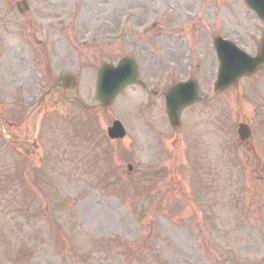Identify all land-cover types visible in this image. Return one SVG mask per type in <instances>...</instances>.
Masks as SVG:
<instances>
[{
    "label": "rangeland",
    "instance_id": "1",
    "mask_svg": "<svg viewBox=\"0 0 264 264\" xmlns=\"http://www.w3.org/2000/svg\"><path fill=\"white\" fill-rule=\"evenodd\" d=\"M28 2L0 0V264H264V68L211 88L215 37L258 51L246 2ZM128 55L150 88L196 79L180 127L140 86L96 106L99 67ZM67 74L80 101L57 86Z\"/></svg>",
    "mask_w": 264,
    "mask_h": 264
},
{
    "label": "water",
    "instance_id": "2",
    "mask_svg": "<svg viewBox=\"0 0 264 264\" xmlns=\"http://www.w3.org/2000/svg\"><path fill=\"white\" fill-rule=\"evenodd\" d=\"M253 8L258 12V15L264 20V0H246ZM223 43L219 42L217 47L222 61V78H221V87L224 88L233 82H235L243 74H250L257 70L259 67L264 65V36L262 46L259 52V55L255 58L253 57H243V55L238 52L239 60L235 64V67H230L228 64L232 65V60H229L227 57L229 52L228 49L223 50ZM225 46V45H224ZM228 47V46H226ZM229 48V47H228ZM231 49V48H229ZM229 70H231L229 72ZM138 70L134 62L130 59H124L121 63L115 67L111 64H105L99 72L98 76V93L97 98L103 106H106L111 103L115 95L128 83L137 81L138 79ZM73 86V82L69 87ZM182 92L180 89L173 92L170 96V109L171 112L177 117L180 110L190 101H185L181 98ZM182 100V103L178 104L177 99ZM196 98L194 95L192 101ZM191 101V102H192ZM178 105V106H177ZM247 129V128H246ZM244 127H242V138L248 136V132ZM115 131L118 133H124L122 125L120 122L115 123Z\"/></svg>",
    "mask_w": 264,
    "mask_h": 264
}]
</instances>
